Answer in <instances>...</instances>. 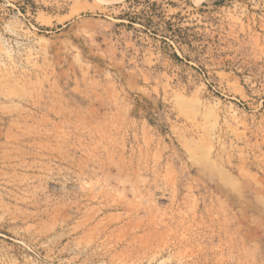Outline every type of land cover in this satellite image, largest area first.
Segmentation results:
<instances>
[{
	"label": "rangeland",
	"instance_id": "rangeland-1",
	"mask_svg": "<svg viewBox=\"0 0 264 264\" xmlns=\"http://www.w3.org/2000/svg\"><path fill=\"white\" fill-rule=\"evenodd\" d=\"M0 264H264V0H0Z\"/></svg>",
	"mask_w": 264,
	"mask_h": 264
}]
</instances>
